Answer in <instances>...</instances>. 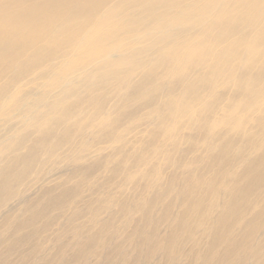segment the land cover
Wrapping results in <instances>:
<instances>
[{"label":"bare ground","instance_id":"6f19581e","mask_svg":"<svg viewBox=\"0 0 264 264\" xmlns=\"http://www.w3.org/2000/svg\"><path fill=\"white\" fill-rule=\"evenodd\" d=\"M125 188L142 226L160 207L126 236L140 253L175 264L178 236L197 230L203 263L260 255L264 0H0V258L50 226L58 243L73 234L58 257L78 237L79 255L99 254Z\"/></svg>","mask_w":264,"mask_h":264},{"label":"rangeland","instance_id":"374dc122","mask_svg":"<svg viewBox=\"0 0 264 264\" xmlns=\"http://www.w3.org/2000/svg\"><path fill=\"white\" fill-rule=\"evenodd\" d=\"M181 150H183L182 147H180ZM202 151L200 149H197L195 152V155L202 156ZM205 158V157H202ZM202 158L199 162H203ZM150 162H158L155 157H152L149 159ZM191 170V169H190ZM173 177V169L172 168H166L164 172V179H171ZM94 187L93 184L90 185L89 189L92 190ZM149 191L146 193H143V197L147 200L150 198L153 194H155L156 190L155 187L151 186L148 187ZM125 194L123 195V199H128L129 201V208L128 212L121 216L119 227L120 230L117 232L112 233V237L108 240L106 237H103L99 244L97 245L98 250L100 251L99 254L93 255V254H83L79 255V245L77 243L78 239L81 237H78L75 240V249L72 247H67L65 249L66 251L63 252V257H58L59 253V247L61 244H72V236L73 234L67 233L65 236L62 237L61 241L58 243L55 241L54 237L56 234L60 233V228H57L56 226H50L48 229L43 230L39 232L37 236H33L29 241H26L25 245L19 246L15 248V251L9 254H6L5 256L0 258V264H106L107 261H110L112 263L110 264H121L120 262L122 259L118 257H114V251L115 248H126V258H128L127 264H170L171 261V254H167L164 251H155L154 254H148V253H140V251L136 248H134V242L133 241H127V234L131 232L132 229H146L149 225H151V220L156 217L158 214L160 207L156 206L152 210H150L149 215L151 216V219L149 222H147L144 226L143 223L140 221V214L138 211L134 209L135 204H137L136 200L133 199V192L129 188H125L124 190ZM171 193L174 195L178 194V183H173L171 185ZM91 198L90 196H87V198ZM70 200L75 204L76 199L70 198ZM79 205H82L81 202H77ZM177 205V206H176ZM172 208V213L176 214L180 211V206L176 204ZM262 205V202L257 203V211L259 207ZM106 214V213H105ZM257 213L254 215L251 213L246 214L247 220L250 221V224L252 223V220L250 218H253L256 216ZM105 216V215H103ZM102 216V217H103ZM258 220H262L264 222V216L257 217ZM83 219L80 220L82 222ZM246 225H243L239 228H237L234 232L233 238L235 241H238L242 238L243 234L246 230ZM54 232V233H53ZM166 232V233H165ZM168 232V225L165 221H161L158 223V235L157 237H163V235H166ZM193 233V239L191 240L185 235H180L177 238V261L175 264H223L225 260L220 258L219 260L213 259V261H200L201 258L206 257L207 253V244L210 240L208 236L205 234H202L201 232L194 230ZM54 235V237H53ZM69 241V242H68ZM105 245L102 249V243ZM194 242H198L197 246H193ZM259 244V250L260 255L255 258L250 255H248L244 262H241L237 260L236 257H240L238 255L231 257L230 260L227 259V263L225 264H257L258 259H264V229L259 231L256 235H254L249 240V245ZM5 245L1 243L0 244V252L5 251ZM226 244L221 243L220 245L216 246V251L218 253L224 254ZM24 254H28V256H23ZM157 253V254H156ZM162 253V254H161ZM165 253V254H164ZM108 254H113L111 256H107ZM167 257H166V256ZM111 257V258H110ZM236 258V260H234ZM169 259V260H168ZM232 261V262H231ZM169 262V263H168ZM202 262V263H201Z\"/></svg>","mask_w":264,"mask_h":264}]
</instances>
